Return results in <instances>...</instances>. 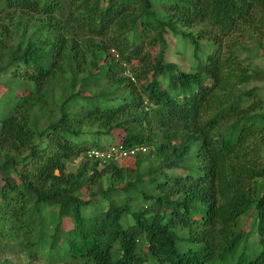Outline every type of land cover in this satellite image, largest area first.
Here are the masks:
<instances>
[{
    "label": "trees",
    "instance_id": "16d2710c",
    "mask_svg": "<svg viewBox=\"0 0 264 264\" xmlns=\"http://www.w3.org/2000/svg\"><path fill=\"white\" fill-rule=\"evenodd\" d=\"M260 51L264 0H0V264H264Z\"/></svg>",
    "mask_w": 264,
    "mask_h": 264
},
{
    "label": "rangeland",
    "instance_id": "374dc122",
    "mask_svg": "<svg viewBox=\"0 0 264 264\" xmlns=\"http://www.w3.org/2000/svg\"><path fill=\"white\" fill-rule=\"evenodd\" d=\"M174 47V54H170L169 59L178 62L184 70L192 69V67L196 64V60L193 58L191 44L182 39H176V41H174ZM156 49L157 47L151 48V52L155 54ZM260 52L259 57L255 58L254 60L257 61L258 65L264 66V52ZM106 140L107 137L104 136H101L99 139L100 142H105ZM81 160H83V156L70 160L68 163V170L75 171L78 168ZM96 206L100 207L101 205L98 203ZM46 247L40 250L37 259L32 261L31 264H67L65 261L59 260L60 254L56 256V260H53L50 257L49 248ZM10 257L16 264H28L31 261L26 253L11 254Z\"/></svg>",
    "mask_w": 264,
    "mask_h": 264
},
{
    "label": "built area",
    "instance_id": "2783aa9c",
    "mask_svg": "<svg viewBox=\"0 0 264 264\" xmlns=\"http://www.w3.org/2000/svg\"><path fill=\"white\" fill-rule=\"evenodd\" d=\"M133 80L132 74H128ZM147 147L142 145H135L133 147H126L124 145H111L106 149H92L89 155L100 160L101 162L116 161L131 157L139 151H146Z\"/></svg>",
    "mask_w": 264,
    "mask_h": 264
}]
</instances>
